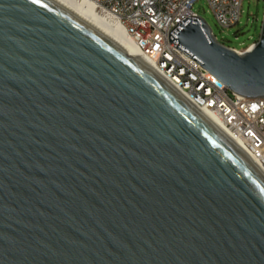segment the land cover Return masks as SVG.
<instances>
[{
  "label": "water",
  "instance_id": "obj_1",
  "mask_svg": "<svg viewBox=\"0 0 264 264\" xmlns=\"http://www.w3.org/2000/svg\"><path fill=\"white\" fill-rule=\"evenodd\" d=\"M169 42L264 99V16L238 54ZM59 0H0V264H264V172L142 57Z\"/></svg>",
  "mask_w": 264,
  "mask_h": 264
},
{
  "label": "built area",
  "instance_id": "obj_2",
  "mask_svg": "<svg viewBox=\"0 0 264 264\" xmlns=\"http://www.w3.org/2000/svg\"><path fill=\"white\" fill-rule=\"evenodd\" d=\"M88 1L100 15L114 17L146 61L199 110L214 117L264 172V99L248 100L231 93L169 42V32L183 18L198 17L193 7L199 0ZM206 1L221 27L230 28L239 22L243 0Z\"/></svg>",
  "mask_w": 264,
  "mask_h": 264
},
{
  "label": "rangeland",
  "instance_id": "obj_3",
  "mask_svg": "<svg viewBox=\"0 0 264 264\" xmlns=\"http://www.w3.org/2000/svg\"><path fill=\"white\" fill-rule=\"evenodd\" d=\"M193 12L207 23L219 44L243 53L258 42L264 16V0H243L241 18L230 28L218 24L206 0L196 2Z\"/></svg>",
  "mask_w": 264,
  "mask_h": 264
},
{
  "label": "bare ground",
  "instance_id": "obj_4",
  "mask_svg": "<svg viewBox=\"0 0 264 264\" xmlns=\"http://www.w3.org/2000/svg\"><path fill=\"white\" fill-rule=\"evenodd\" d=\"M59 1L68 5L83 17L89 19L91 22L96 24L98 27H100L102 30H104L106 33H108L110 36L116 39L122 46H124L127 49L126 54L128 56L142 57L146 61V59L143 57L139 49L134 44L133 40L126 34L124 29L118 24V22L114 17H112L111 15H100L96 11L94 5L88 0H59ZM251 49L252 46L248 47L247 50L250 51ZM202 112L206 114L227 136H229L228 133L222 128V126L218 123V121L214 117H212L209 113H206L205 111Z\"/></svg>",
  "mask_w": 264,
  "mask_h": 264
}]
</instances>
